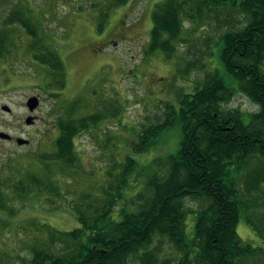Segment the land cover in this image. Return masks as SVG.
Here are the masks:
<instances>
[{"label":"trees","instance_id":"obj_1","mask_svg":"<svg viewBox=\"0 0 264 264\" xmlns=\"http://www.w3.org/2000/svg\"><path fill=\"white\" fill-rule=\"evenodd\" d=\"M128 1L101 2L104 9L96 18L99 31L108 23L109 12ZM219 13L225 18L219 20ZM33 14L31 9L17 7L0 21V68L16 58L14 48L19 44L7 28L19 25L33 40L29 49L34 51V61L50 69L45 78L51 83L46 87H63L64 62L58 50L47 45ZM207 18H215L211 29L221 46L220 59L226 76L237 86H229L218 70L209 71L202 85L180 96L179 110L166 104L165 120L137 134L133 148L141 153L153 147L175 121L182 124L180 147L164 160H155L157 170L147 179L146 189L134 196L133 211L122 208L116 213L132 188L133 177L144 171L127 156L112 166L119 170L108 173L100 202L91 193L70 205L79 226L62 231L37 224L28 255L18 264H169L158 261L157 240L168 241L183 254L180 264H264V248L246 243L238 233L244 220L264 243V0H166L153 13L148 52L174 59L178 42L190 41L183 37L185 31L203 27ZM187 21L193 25L191 30L185 26ZM209 47L188 61L187 69L205 64ZM238 92L259 109L226 108ZM105 113L75 118L68 112L60 118L55 151L39 155L40 165L49 169L54 164L58 172L74 171L79 163L78 134L117 115ZM8 163L0 165V173ZM47 169L46 177L28 172L1 175L0 189L14 190L20 198L48 192L56 202L62 192L59 184H52L55 175ZM186 201L198 208L189 211Z\"/></svg>","mask_w":264,"mask_h":264},{"label":"rangeland","instance_id":"obj_2","mask_svg":"<svg viewBox=\"0 0 264 264\" xmlns=\"http://www.w3.org/2000/svg\"><path fill=\"white\" fill-rule=\"evenodd\" d=\"M165 1L129 0L109 12L108 23L99 31L96 18L104 9L103 0H0V21L17 7L34 12L47 37V45L58 50L66 71L63 87H46L51 83L50 78H45L50 69L34 61V51L29 49L33 40L19 25L7 28L19 46L14 48L16 58L12 63L0 68V133L14 139L21 137L30 144L18 146L16 140L11 143L0 138V165L9 162L0 176L28 172L46 177L47 168L40 165L38 157L55 151L60 136L58 121L68 112L75 118L117 112L114 116L117 118L111 116L78 134L75 144L79 163L74 171L58 172L56 165L49 164L47 170L55 175L51 182L59 184L62 192L55 198L56 202L50 200L48 192L20 198L14 190L0 189V261L21 263L28 255L37 234L35 226L39 223L62 231L79 226L70 205L77 204L81 195L91 193L95 202H100L108 173H118L119 167L112 169V166L124 162L127 156L136 159L144 171L133 177L132 188L126 191L125 200L120 202L116 213L122 208L133 211L134 196L146 189L147 179L157 170L155 160H164L180 147L182 124L175 121L153 147L141 153L133 148L137 134L165 120L166 104L179 110L180 96L202 85L209 71L218 70L227 77L220 59L221 46L216 44L219 40L211 29L216 24L215 18H207L206 24L196 25L193 32L185 31L183 37L190 41L178 42L174 59L165 58L162 52H148L154 27L153 13ZM219 14V20L225 18ZM185 26L188 30L193 28L188 21ZM208 44L210 54L204 59L205 64L187 69L188 61L201 56L200 51H206ZM229 79L226 80L229 86H237ZM36 95L41 98L40 105L30 113L26 103ZM4 105L12 112H5ZM226 108L243 112L259 109L240 92ZM29 115L36 116V123H26ZM44 179L50 183L48 178ZM186 204L189 211L198 208L195 202L186 201ZM238 233L246 243L264 248V243L244 220L239 222ZM154 247L155 252L160 251L157 253L160 263H181L183 254L168 241L157 240Z\"/></svg>","mask_w":264,"mask_h":264},{"label":"water","instance_id":"obj_3","mask_svg":"<svg viewBox=\"0 0 264 264\" xmlns=\"http://www.w3.org/2000/svg\"><path fill=\"white\" fill-rule=\"evenodd\" d=\"M26 105L28 107L29 112H31V113L34 112L40 105L39 97L38 96H33V97L29 98ZM2 109L5 112H8V113L11 112V108L8 107L7 105H4L2 107ZM26 123L28 125H32L34 123V117L33 116H29L27 118V120H26ZM0 138L5 139V140H7V139L9 140V139H11V136L9 134H7V133H2L1 132L0 133ZM16 143L19 146H24V145H28L30 143V141L19 137V138L16 139Z\"/></svg>","mask_w":264,"mask_h":264},{"label":"flooded vegetation","instance_id":"obj_4","mask_svg":"<svg viewBox=\"0 0 264 264\" xmlns=\"http://www.w3.org/2000/svg\"><path fill=\"white\" fill-rule=\"evenodd\" d=\"M36 96H38L39 99H40V101H41L40 96H39V95H36ZM11 112H12V111H11ZM11 112H10V113H11ZM29 116H30V115H29ZM29 116H28V117H29ZM32 116L34 117V123H36V116H34V115H32ZM28 117H27V118H28ZM27 118H26V120H27ZM16 139H17V138H16ZM16 139H14V137L11 136V139H9V140L7 139L6 141H9V142L13 143Z\"/></svg>","mask_w":264,"mask_h":264}]
</instances>
